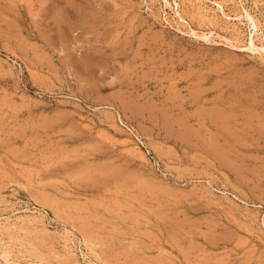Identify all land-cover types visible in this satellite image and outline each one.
I'll use <instances>...</instances> for the list:
<instances>
[{"label":"rangeland","instance_id":"obj_1","mask_svg":"<svg viewBox=\"0 0 264 264\" xmlns=\"http://www.w3.org/2000/svg\"><path fill=\"white\" fill-rule=\"evenodd\" d=\"M261 46L264 0H0V264H264Z\"/></svg>","mask_w":264,"mask_h":264},{"label":"bare ground","instance_id":"obj_2","mask_svg":"<svg viewBox=\"0 0 264 264\" xmlns=\"http://www.w3.org/2000/svg\"><path fill=\"white\" fill-rule=\"evenodd\" d=\"M71 1V0H70ZM20 5V4H19ZM217 6V5H216ZM60 9V8H59ZM219 9V8H218ZM222 9V8H221ZM176 11V10H175ZM245 12V11H244ZM244 14V13H243ZM241 18V17H240ZM249 19V18H248ZM180 20V19H179ZM237 20V19H236ZM254 22H256V21H254ZM81 25V24H80ZM252 26V25H251ZM254 27V26H253ZM255 29V28H254ZM250 36V35H249ZM204 38H206V37H204ZM249 44L250 45H252V46H254V44H253V41H252V39H250L249 40ZM229 46V45H228ZM261 49H264V47H260ZM170 97V96H169ZM173 97V96H172ZM173 99V98H172ZM176 99V98H175ZM170 100V99H169ZM129 102V101H128ZM133 105V104H132ZM136 105V104H135ZM125 107H127V106H125ZM206 116V115H205ZM219 116V115H218ZM198 117V116H197ZM167 128V127H166ZM228 131H230V130H228ZM189 133V132H188ZM192 134V133H191ZM192 138V137H191ZM10 203V202H9ZM8 203V204H9ZM13 204V203H12ZM3 207V206H2ZM17 208V207H16ZM7 209V208H6ZM37 212V211H36ZM34 216V215H33ZM3 217V216H2ZM33 218V217H32ZM31 218V219H32ZM6 219V218H5ZM22 219V218H21ZM35 221V220H34ZM20 230V229H19ZM7 233V232H6ZM9 235V234H8ZM21 245V244H20ZM18 247V246H17ZM28 249V248H27ZM20 250V249H19ZM66 250V249H65ZM30 253V252H29ZM66 253V252H65ZM70 253V252H69ZM94 253V252H93ZM28 254V253H27ZM72 255V254H71ZM84 255V254H83ZM70 256V255H69ZM86 256V255H85ZM2 257V256H1ZM87 257V256H86ZM92 257V256H91ZM94 258V257H93ZM95 260V259H94ZM74 261V260H73ZM90 261V260H89ZM4 262V261H3ZM15 263V262H14Z\"/></svg>","mask_w":264,"mask_h":264}]
</instances>
